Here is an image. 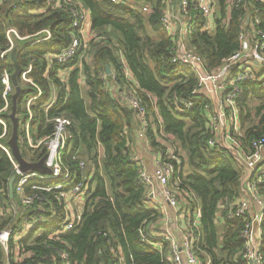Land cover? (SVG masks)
Returning <instances> with one entry per match:
<instances>
[{"label":"trees","instance_id":"obj_1","mask_svg":"<svg viewBox=\"0 0 264 264\" xmlns=\"http://www.w3.org/2000/svg\"><path fill=\"white\" fill-rule=\"evenodd\" d=\"M74 1L89 11L93 37L85 55L78 52L66 66L56 63L53 57L70 44L69 11L49 7L43 14L34 13L46 6V0L0 2V55L9 48L8 29H15L21 38L14 39L12 49L21 69L17 77L21 94L16 109L21 156L36 163L46 150L44 145L36 150L28 146L26 127L35 144L52 134L55 118H67L71 126L61 158L73 179L85 178L87 182L81 221L64 234L54 233L67 213L58 191H32V185L46 184L34 178L24 186L23 196L37 195L41 200L35 198L31 206L23 205L22 196L15 191L18 176L8 146L14 93L11 80L12 91L3 110L6 103L1 78L5 72L11 77L15 71L12 51L6 54L0 59V119L5 123V134L0 124V137L4 134L0 144L8 149L12 160L0 149V232L10 230L11 234L9 256L0 245V264H61L60 253L67 254L70 264H171L166 257L167 243L162 242L163 259L158 249L141 242L137 233L139 227L160 222L162 215L146 198L147 188L139 179V166L131 162L138 121L133 110L115 96L118 91L112 89L114 84L123 90L138 86L152 119L151 147L161 146L153 134L156 125L160 127L156 115L175 145V154L182 162L175 179L179 191L188 194L186 218L193 219L195 208L200 207L199 225L204 237L201 259H209L211 264H245L240 257L243 226L240 220L227 217L241 194L239 166L229 153L208 146L210 133L204 99H197L183 114L171 107L173 93L190 98L198 87V79L189 69L170 62L176 38L161 24L165 0H121L119 4L109 0ZM230 1L217 0L212 32L201 31L203 20L189 7L198 16L188 36L189 45L210 71L239 49V35L243 27L247 29L248 19L258 17L259 28L264 31V4L255 0H240L238 4ZM140 5L147 11L142 12ZM44 30L49 31L50 38L40 41L45 37ZM36 41L39 42L30 46ZM120 57L132 76L130 81L124 78ZM106 66L116 75L114 83L109 76L108 81L104 80ZM29 68L24 78L23 73ZM239 109L244 130L241 144L243 149H249L252 141L264 135V89L243 83ZM13 176L12 202L8 184ZM30 218H35L36 223L25 231L23 225ZM16 246L19 262L14 257Z\"/></svg>","mask_w":264,"mask_h":264},{"label":"built area","instance_id":"obj_2","mask_svg":"<svg viewBox=\"0 0 264 264\" xmlns=\"http://www.w3.org/2000/svg\"><path fill=\"white\" fill-rule=\"evenodd\" d=\"M5 1L0 0V2ZM255 1L264 4V0ZM109 2L119 4L121 0H109ZM230 2L238 4L240 0ZM165 3L161 24L169 35L176 38V44L170 52V62L189 69L196 74L198 79V87L191 92L190 98L185 99L179 97L177 92L173 93L171 107L177 113L183 114L193 107L197 99H204L203 110L207 115V126L210 133L207 140L208 146L229 153L239 166L241 194L232 204L227 217L230 220H240L243 226L240 233L243 244L240 257L245 264H264V135L252 141L249 149H243L241 139L244 130L239 109L243 83L255 84L260 89H264V31L259 28L260 19L258 17L248 19L247 29L243 27L239 35V49L216 70L210 71L205 68L204 60L189 45L188 36L198 19L189 7L198 12L199 17L202 18L201 31L212 32L215 28L217 12L213 0H165ZM174 6H177L175 11H173ZM49 7L67 10L72 16L70 44L53 57L56 63L66 66L78 52L85 54L88 49V43L93 37L90 30L91 16L88 10L74 0H46V6L34 13L43 14ZM146 11L147 8L142 9V12ZM43 32L45 37L40 41H47L50 33L47 30ZM6 35L9 48L1 53L0 59L12 51L14 39H21L13 28L8 29ZM38 42H33L30 46ZM120 65L124 78L130 81L132 76L123 57H120ZM29 72L30 68L23 73V77L25 78ZM108 76L112 83L116 81V75L111 70L108 75L104 76L105 81H108ZM10 80L9 74L5 72L1 78L4 85L3 99L6 103L3 110L7 107V97L12 91ZM111 87L118 91L115 96L133 110L139 124L138 136L144 148L152 152L153 171L151 172L143 161L135 157L131 159V162H136L139 166V179L147 188L146 198L150 200L154 208L161 212L163 221L160 229L161 235L155 236L150 233L152 225L139 227L137 233L141 242L158 249L163 259L165 257L162 242L167 243L166 257L169 258L171 264H211L209 259L203 261L200 257L202 253L200 246L204 239L199 225L200 207L195 208L194 218L187 220L184 232L175 234L178 225H171L173 220L169 215L170 210L176 213L180 211L183 217L186 216L188 194L179 191V183L175 179V174L179 171L182 162L175 154V145L170 141V136L162 128L160 118L156 115V121L160 127L156 125L153 134L157 141L161 142V146H159L160 149H153L149 140L152 119L148 116L146 106L139 96L138 86L135 85L129 90L120 89L115 84ZM39 94L40 91H38ZM145 95L151 98L150 95ZM30 102L26 105L28 110ZM53 123L52 134L35 144L28 134V127L25 129L26 141L31 149L36 150L41 145L45 146L44 166L48 170V176H40L37 172L21 173L16 162L12 161V163L18 176L15 191L22 196L24 206H31L35 198L41 200L37 198V195L23 196L24 186L34 178L46 184L45 186L32 185V191L59 192L57 196L67 212L65 219L54 232L55 235H61L72 230L81 221L87 182L85 178L78 181L73 179L61 158L65 147V135L71 126V121L58 117L53 120ZM0 124L3 125L5 134V123L1 119ZM0 149L10 157L8 149L1 144ZM10 159L12 160L11 157ZM80 167L83 168L84 164L81 163ZM35 223V218L26 221L23 225L25 231H29ZM10 234V230L0 232V245L7 256L10 254ZM15 249L14 257L16 262H19V247L16 246ZM30 256L29 253L27 257ZM59 257L61 264H70L67 254L60 253Z\"/></svg>","mask_w":264,"mask_h":264},{"label":"water","instance_id":"obj_3","mask_svg":"<svg viewBox=\"0 0 264 264\" xmlns=\"http://www.w3.org/2000/svg\"><path fill=\"white\" fill-rule=\"evenodd\" d=\"M11 60L14 64L15 71L11 75V83L14 88V93L11 97V103H12V111L9 115L10 121H11V126H12V132H11V137L8 141V146L11 151V155L18 165V169L21 173H27V172H41V173H48L47 168L44 166V161L46 159V156L44 155L38 162L36 163H30L23 159L21 156L19 146H18V128H19V123L18 119L16 117V109H17V100L21 94V89L18 86L17 83V77L20 74V67L17 64L15 60V51H12L11 53ZM106 74L108 75L110 72V69L108 66H106ZM15 180V176H13L8 184V192H9V197L12 199L13 202V182ZM15 209H17L16 204L14 203Z\"/></svg>","mask_w":264,"mask_h":264},{"label":"crops","instance_id":"obj_4","mask_svg":"<svg viewBox=\"0 0 264 264\" xmlns=\"http://www.w3.org/2000/svg\"><path fill=\"white\" fill-rule=\"evenodd\" d=\"M65 74V73H64ZM139 126V124H138ZM138 127L137 130L133 133V156L137 159H139L140 161H143V163H145L147 169L151 172L153 171V163H152V159H151V152H148L144 146H143V142L141 141V139L138 136ZM160 212V211H159ZM161 213V212H160ZM169 215L172 217L173 222L171 223V225H178L176 228V233H182L185 231V226H186V222H187V218L184 215V217L181 215L180 211L179 213H176L173 210L169 211ZM152 227L150 229V233L153 235H161V225H163V221L161 220L158 223L155 224H151Z\"/></svg>","mask_w":264,"mask_h":264},{"label":"rangeland","instance_id":"obj_5","mask_svg":"<svg viewBox=\"0 0 264 264\" xmlns=\"http://www.w3.org/2000/svg\"><path fill=\"white\" fill-rule=\"evenodd\" d=\"M213 3H214V6H215V8H216V10H217V13H218V8H217V0H213ZM143 5H140V8H141V10L143 9ZM177 9V6H174V8H173V11H175ZM90 16V15H89ZM188 41H189V39H188ZM83 55H85V54H82V56ZM257 103V102H256ZM160 144H161V142H160ZM152 153V152H151Z\"/></svg>","mask_w":264,"mask_h":264}]
</instances>
